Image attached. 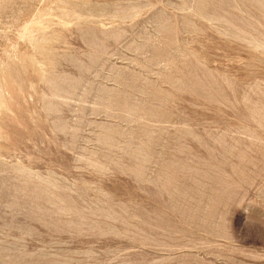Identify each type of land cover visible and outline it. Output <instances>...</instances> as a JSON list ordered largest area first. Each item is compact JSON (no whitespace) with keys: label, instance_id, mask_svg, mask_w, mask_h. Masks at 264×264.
<instances>
[{"label":"rangeland","instance_id":"1","mask_svg":"<svg viewBox=\"0 0 264 264\" xmlns=\"http://www.w3.org/2000/svg\"><path fill=\"white\" fill-rule=\"evenodd\" d=\"M0 264H264V0H0Z\"/></svg>","mask_w":264,"mask_h":264}]
</instances>
